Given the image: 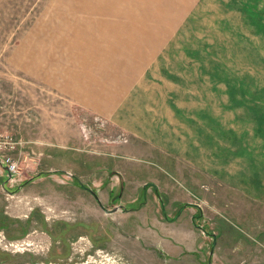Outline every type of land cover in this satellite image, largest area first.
Wrapping results in <instances>:
<instances>
[{"label":"rangeland","instance_id":"374dc122","mask_svg":"<svg viewBox=\"0 0 264 264\" xmlns=\"http://www.w3.org/2000/svg\"><path fill=\"white\" fill-rule=\"evenodd\" d=\"M78 3L0 0V136L19 143L5 151L19 172L0 178V264H264V31L249 30L264 0H200L160 31ZM116 54L143 60L138 155L116 117L64 89ZM149 130L191 138L202 167Z\"/></svg>","mask_w":264,"mask_h":264},{"label":"crops","instance_id":"0c3cea01","mask_svg":"<svg viewBox=\"0 0 264 264\" xmlns=\"http://www.w3.org/2000/svg\"><path fill=\"white\" fill-rule=\"evenodd\" d=\"M84 1L88 2L89 0H80L81 3L72 6L71 11L78 13L100 12L105 14H125L129 15L135 21H138V27L154 28L160 31L165 29L171 30L174 27V21L170 19L171 16L174 17L179 14L183 15L184 13L191 12L200 0H92L93 3L91 5L84 3ZM246 12L253 15V17L259 14L254 9ZM167 15H170V17H167ZM255 18L258 19L259 17ZM249 25V30L257 28L259 31H264V23L256 22V19ZM127 26L131 27V23L128 22ZM118 28H120L119 25ZM138 37H140L142 43H148V41L156 42L160 39V36L149 33L144 28L143 30L138 28ZM100 45L107 44L102 43ZM149 58L146 61H149ZM70 61L75 63L72 64L74 67L72 69L73 75L80 70V62L76 59ZM86 62L85 68L87 75H82L83 73L79 72L78 74L80 75H75L77 82L70 81L69 86L64 87V89L73 94L76 101L82 102L88 108L96 106L98 107L97 111L98 109L102 110L103 115H113L116 117L114 121L118 127L133 136L132 143L129 146V153L138 155V123H141L138 121V80L140 79V67L143 60H138V58L128 55L116 54L112 60L102 61V58L97 57ZM101 62L104 63L103 66ZM138 65L140 66L138 67ZM100 67L102 69H99ZM117 72L119 73L118 77L116 76ZM85 83L88 86L83 87ZM143 134H149V140L151 139L152 142L165 148L167 151H169L170 146L172 152H174L172 154L175 157H183L184 160L186 159L185 161H188L189 164L196 167L203 164L202 157L207 153L199 149V144L192 142L191 138L184 137L181 141L170 138L162 139L160 135H154L151 130L143 132ZM166 155H169V153H166ZM211 156L213 155L211 154ZM220 158L222 159L221 156ZM4 176L7 177L5 179L6 183L10 182L8 172L0 166V178Z\"/></svg>","mask_w":264,"mask_h":264},{"label":"built area","instance_id":"2783aa9c","mask_svg":"<svg viewBox=\"0 0 264 264\" xmlns=\"http://www.w3.org/2000/svg\"><path fill=\"white\" fill-rule=\"evenodd\" d=\"M102 125L104 123L102 122ZM118 141L125 142L124 138L118 137ZM17 142L8 137L0 136V159L2 160L3 165L8 168V173L12 176L11 181H13L14 175L19 172V160L14 158L11 154L5 153V151L14 152L18 148ZM4 152V153H3Z\"/></svg>","mask_w":264,"mask_h":264},{"label":"water","instance_id":"95a60500","mask_svg":"<svg viewBox=\"0 0 264 264\" xmlns=\"http://www.w3.org/2000/svg\"><path fill=\"white\" fill-rule=\"evenodd\" d=\"M0 166H1V167H3V168H4V170L8 172V168H7L5 165H3V163H2V160H1V159H0ZM9 176H10V177H9V179L11 180L12 176H11V175H9Z\"/></svg>","mask_w":264,"mask_h":264},{"label":"flooded vegetation","instance_id":"af4514ba","mask_svg":"<svg viewBox=\"0 0 264 264\" xmlns=\"http://www.w3.org/2000/svg\"><path fill=\"white\" fill-rule=\"evenodd\" d=\"M94 196H95V194H94ZM95 199H96L97 202L100 201L99 198L96 197V196H95ZM116 211H117V210H114V211L112 210V211H110V212L107 211L106 213H107V214H111V213L116 212Z\"/></svg>","mask_w":264,"mask_h":264}]
</instances>
